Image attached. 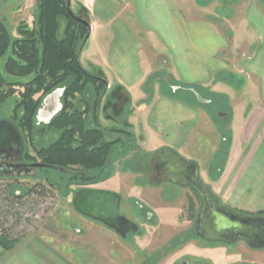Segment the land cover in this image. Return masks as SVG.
<instances>
[{"label":"crops","instance_id":"0c3cea01","mask_svg":"<svg viewBox=\"0 0 264 264\" xmlns=\"http://www.w3.org/2000/svg\"><path fill=\"white\" fill-rule=\"evenodd\" d=\"M37 2L0 0V14L11 17L13 24L26 19L32 25ZM72 8L92 26L80 63L109 83L100 122L121 118L134 131L142 154L171 148L197 162L201 171L209 153L204 147L206 118L219 138L213 162L227 126V154L213 192L236 211L264 215V0H72ZM218 19L228 22L231 36ZM157 55L166 57L171 91L164 89V75L154 76ZM111 97L129 98L123 117L120 101L112 107L115 114H105ZM131 158L129 165L125 158L117 160L113 176L130 174L140 189L159 187L165 195L173 194L142 181L144 173L135 169ZM108 183L109 179L91 188L118 193L121 202L139 201L153 212L149 238L143 240V248H152V225L159 223V215L135 193L124 196ZM118 246L115 253L124 261L132 256L126 245ZM86 263L37 233L23 237L10 250L0 248V264Z\"/></svg>","mask_w":264,"mask_h":264},{"label":"trees","instance_id":"16d2710c","mask_svg":"<svg viewBox=\"0 0 264 264\" xmlns=\"http://www.w3.org/2000/svg\"><path fill=\"white\" fill-rule=\"evenodd\" d=\"M15 30L17 35L0 19V113L10 99H16L8 120L33 151L25 150L24 162L73 171H60L62 176L56 185L51 183V176H46L50 186L37 182L26 194L46 195L63 188V181L67 189L103 181L114 171L117 160L125 158L129 162L139 148L130 126L107 127L100 122L106 82L78 60L88 26L69 12L67 0H39L34 24L22 21ZM89 84L93 92L88 90ZM61 88L62 109L50 122L39 125L37 115L44 98ZM51 170L35 168L34 173L50 174ZM14 197L11 205L22 208L19 198L23 195ZM9 212L4 216L16 223L25 216L21 209ZM4 223L0 224V248L10 250L22 238L12 237Z\"/></svg>","mask_w":264,"mask_h":264},{"label":"rangeland","instance_id":"374dc122","mask_svg":"<svg viewBox=\"0 0 264 264\" xmlns=\"http://www.w3.org/2000/svg\"><path fill=\"white\" fill-rule=\"evenodd\" d=\"M0 19H3L6 23H8L14 35H17L15 30L17 23L13 24L9 21L11 17L7 20L4 15L0 14ZM218 20L219 22L222 20V28L228 32L227 35L231 36V27L228 22H224L223 19ZM20 21H24L32 26L35 18L32 25L26 19ZM153 53H155L154 50ZM156 57L158 62L155 66L154 76L157 77L159 75H164L166 80L164 89L165 91H171L169 87L172 82L168 79L171 76L166 57L162 55H157ZM159 62H161V64ZM82 63L86 65L85 57H83ZM93 89L92 84H89L88 90L93 92ZM110 99H112L110 100L112 104H110V106V102L106 104L105 114L107 112L114 113L115 110H113L112 107L117 103V101H120L118 103L120 109L119 114L120 117H123L122 113L124 114L125 109H129V98L122 97L119 100L118 98L111 97ZM14 100L16 99H10V101L2 109V112L0 113L1 120H8L12 117ZM122 121L123 120L121 118L112 122L103 119L102 123L107 127H124L125 122ZM206 121L207 125L204 126L206 146L204 147L205 151L209 153L205 155L207 161L203 162L201 165L202 171L200 170V177L202 178L204 184L213 191V184L218 174V168L221 167L226 158L229 132L226 129L228 127L225 125L226 127L225 132H223L222 150L217 155L216 159L218 160L213 162V146L214 144H217L219 138L209 117L206 118ZM38 122L39 125L44 123L40 119H38ZM217 122L218 124L220 123L219 120ZM48 141H52V137ZM150 147L153 148V143L150 144ZM26 149H29V151L33 153L32 149L28 147V143H25V150ZM154 154L155 152H153V154H142L138 150V152L134 153L131 158V160H133L132 165L136 166L137 164L139 166L145 159L153 162L155 157ZM129 162H127L128 165ZM113 174L114 171H111V175L103 181L109 179L108 184L115 189V191L120 192L124 196L128 191L135 193L137 197L144 201L148 206L152 209L154 208L156 214L159 215V223H157V221L154 222L152 225L153 234L150 236L153 237L152 245L154 248L161 246L173 237H175V243H177L179 238L178 236L188 230L195 216H197L199 202L197 203L196 196L188 189H168V192H173V194L168 193V196L165 195L159 187H145L140 189L130 174L119 173L116 176H113ZM46 176H51V183L56 185V183L60 182L59 180L62 175L58 170H51L50 174L47 172H35L33 175H0V224L2 221H5L6 224L4 223V225L9 229L12 237L15 238H23L30 233H37L45 237L54 246L60 248L70 256L76 257L78 260L81 259L82 256V259L86 260V264H124L123 258L115 253V250L117 251L119 247L118 242L121 243L119 233L116 230L107 227L100 221L84 216L75 208L73 198L77 190L80 189V186L83 185L71 186L69 188L70 192H68L69 189L66 188V181H63L61 182L63 188L57 187V190L51 193L48 192L46 195L42 196L36 193L32 195L26 194L27 189L32 187L37 182H44L47 186H50L45 180ZM93 185L96 184H92L90 186ZM15 195H23L22 198H19L21 201L20 203L23 204L22 208L18 205H11ZM215 196L221 205L230 207L228 204L219 199L216 194ZM20 209L25 214L21 223L13 222V220L7 219L4 216L6 212L10 211L16 213L19 212ZM136 210L139 211L138 209ZM136 210L133 212H127L129 215L136 217ZM140 221V223H143V226H141L143 228L140 227L141 233L138 235L136 232H133L130 237L135 236L149 238L148 231L152 229V227L148 222H145L144 220ZM152 222L153 220L150 221V223ZM137 239L138 244L143 248L144 239ZM144 248L150 249V247ZM187 249L195 250V247L191 244L187 247ZM236 250L238 252H234L232 255L230 254V251L227 253L224 248L219 249L218 251L203 250L201 252L205 255H215L214 257L217 258L216 261L218 264H227L231 262L264 264V249H250L249 247H246L245 244L240 245L239 243ZM85 255H87V258H85Z\"/></svg>","mask_w":264,"mask_h":264},{"label":"water","instance_id":"95a60500","mask_svg":"<svg viewBox=\"0 0 264 264\" xmlns=\"http://www.w3.org/2000/svg\"><path fill=\"white\" fill-rule=\"evenodd\" d=\"M69 12L88 26V34L79 51L78 60L92 32L88 19L80 17L72 8V0H67ZM102 78V77H100ZM106 90L109 88L107 80ZM64 89H56L47 95L38 111L37 118L44 123L50 120L62 109ZM25 149L24 138L19 129L9 120H0V175H33L35 168H47L71 173V169L41 162H20ZM156 160H165L175 174L181 178V184L190 185L203 201L199 211L194 236L207 237L227 243L239 239L246 241L252 248H264V215H249L221 205L212 190L200 177L197 162L184 158L171 148H162L155 152ZM122 197L118 193L95 188H82L75 193L73 204L84 216L107 224L117 232L138 230V225L120 214ZM124 230V231H123ZM125 232V233H124Z\"/></svg>","mask_w":264,"mask_h":264},{"label":"flooded vegetation","instance_id":"af4514ba","mask_svg":"<svg viewBox=\"0 0 264 264\" xmlns=\"http://www.w3.org/2000/svg\"><path fill=\"white\" fill-rule=\"evenodd\" d=\"M24 154H25V149H24ZM24 154H23V159H24ZM23 159L20 162H24ZM135 167H136L135 169L138 170L139 168L143 171L144 178L142 179V181L149 182L153 185L158 184L159 186H163L164 189H172V188H178L180 190L188 189L196 196L197 203L199 202V204H198L197 216H195L188 230H186V232L178 236L179 238L177 243H175V237H173L159 247L154 248V246L152 245V248L145 249L142 248L137 241L138 240L137 238L144 239L145 237H135V236L130 237V235H132V233L134 232L133 230L125 231L126 232L125 236L123 233L118 232L120 235L119 238L121 243L126 245V247H128V249L132 251L131 253L132 256L126 259L124 261V264H218L216 261L217 258L214 257L215 255H205L202 254L201 251L203 250L218 251L219 249L224 248L226 249L227 253H229L230 251L231 252L230 254L232 255L234 252L235 253L238 252L236 249L239 243L240 245L245 244L246 247H249L250 249H264V248H252L246 241L242 239H239L233 243H227L220 240L208 239L207 237H202L198 235L194 236V233L191 232H195L196 234L197 218L199 211L203 205L201 196L197 192H195L190 185L187 186L182 185L181 178L178 177L177 174L174 173V171H172V168L166 163L165 160H156L154 157L153 162H151L148 159H145L143 160L142 164H140L139 166L136 164ZM91 187L92 186L90 185H83L80 186V189L91 188ZM134 207L139 211H137ZM134 210H136V214H135L136 217L131 216L128 213L129 211L133 212ZM120 214L122 216H125L128 220L134 221L138 225L139 228L136 231V234L138 235L139 233H141L140 232L141 226L139 223L140 220H144L145 222L150 223V221H152L154 217V214L151 210L147 209V207L144 204L139 203V201H135V200H129L128 202L125 201L121 202ZM103 224L113 229L107 224L105 223ZM191 244L192 246L195 247V250L187 249V247ZM180 249H184V250H180ZM227 264H256V263L231 262Z\"/></svg>","mask_w":264,"mask_h":264}]
</instances>
